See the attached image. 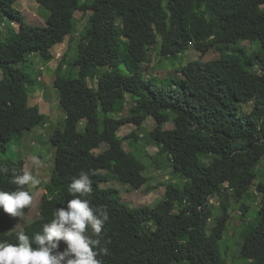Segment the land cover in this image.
Returning <instances> with one entry per match:
<instances>
[{
	"label": "trees",
	"instance_id": "trees-1",
	"mask_svg": "<svg viewBox=\"0 0 264 264\" xmlns=\"http://www.w3.org/2000/svg\"><path fill=\"white\" fill-rule=\"evenodd\" d=\"M17 1L0 0L2 16L19 24V30L9 27L5 40L0 30V152L47 121L30 98L33 78L17 65L32 53L53 59L54 47L74 30L76 11L91 12L71 63L79 67L78 74L64 70L68 52L55 70L66 123L51 135L55 163L50 179L40 182L45 190L40 216L23 227L25 233L31 237L42 231L55 209L66 207L72 198L68 185L83 170L92 180L87 199L109 214L102 239L109 251L99 254L102 264H227L220 241L232 198L241 201L256 184L264 157V0H37L50 10L45 25L31 24ZM258 39L262 50L255 58H247L244 49L229 52L231 44ZM160 42L163 57L178 58L190 47L203 56L216 50L218 56L190 61L177 70L181 78L159 85L141 69L148 68L150 49ZM148 118L155 122L149 140L186 182L168 183L165 197L153 207H131L118 188L102 183L110 173L135 189L145 186L144 163L124 146L125 139L138 135L132 131L122 137L118 130L129 123L141 128ZM167 122L174 126L166 128ZM0 164L10 169L0 174V190H15L11 170L25 169V160L0 158ZM257 192L258 223L241 233L240 256L248 264H264L263 182ZM214 197L224 198L223 213L209 229ZM242 208L245 213L250 207L244 203ZM18 219L0 210V240L16 242Z\"/></svg>",
	"mask_w": 264,
	"mask_h": 264
},
{
	"label": "rangeland",
	"instance_id": "rangeland-1",
	"mask_svg": "<svg viewBox=\"0 0 264 264\" xmlns=\"http://www.w3.org/2000/svg\"><path fill=\"white\" fill-rule=\"evenodd\" d=\"M18 9L23 11L27 20L34 25H45L46 20L50 15V10L44 6L37 4V0H18L15 5ZM91 12L83 14L81 10L76 11V20L74 24V30L72 34L67 38L64 43L57 44L54 49V62L46 61L42 56H39L37 65L29 63L18 64L25 72L29 73L33 78V82L29 85L30 98L32 103H35L37 99V91L40 92V97L43 98L45 105V111L48 112L47 121L32 130H26L19 141L12 142L7 151L0 152V158L9 159L10 161H16L19 158L25 160V170L32 171L37 178L48 181L52 174V168L55 163L56 146L51 141V135L58 128L64 129L66 123V109L60 102L59 91L54 86V80L56 75V67L60 61L65 57V53L68 52V56L63 60L65 72L75 76L79 72V67L71 64L77 57L78 42L80 34L84 31ZM10 26H19L18 22L13 21L8 17H3L0 12V30L1 37L5 40V36ZM74 39L71 41V38ZM70 41L72 44H70ZM160 43L153 46L150 49L151 62H149L148 68L141 69L142 73L147 78H153V80L159 85L164 84L168 86L174 79H179L182 74L177 72L179 67L189 63L190 61L200 60L207 61L216 56L218 52L215 50L205 56L194 47H190L185 50L178 58L163 57L160 54ZM245 50L247 58H255L256 53L262 50L261 41L254 40L253 42L244 40L238 44H231L229 52L239 53V50ZM122 54L125 52V45L121 46ZM61 53V56H58ZM37 63V61H34ZM32 65H34L32 67ZM146 65V64H145ZM42 67V69H40ZM53 67V69H52ZM258 70V67H254ZM124 72H128L127 66L124 63L122 65ZM103 70H108L104 68ZM43 72L44 80H39L38 74ZM44 81V82H43ZM45 83V85H44ZM90 85L96 86V79L89 80ZM127 100H131V96H127ZM50 106H47V105ZM246 110L249 107L245 108ZM114 117H121V112L111 113ZM155 122L152 118H148L144 126L138 128L135 124L129 123L122 126L118 131L120 136H126L132 131H136L138 139L130 137L124 140V146L128 151H133L145 165L144 175L148 178L144 187L135 189L127 184L122 183L114 175L107 173L106 170H100L103 174H108L110 177L107 181L102 183L103 187H116L120 190V195L126 203L133 206L148 205L155 206V204L165 197V191L168 183L174 182L179 185H184L186 179L173 172V165L166 153H159V148L155 143L149 140L148 132L152 129ZM81 124L80 129H83ZM173 122L165 123L166 128L173 127ZM107 146L104 144L102 149ZM1 150V149H0ZM38 157L41 161L40 164H34V158ZM210 157L205 158V162H209ZM258 178L256 184L251 186L248 193L241 199V201L232 198L229 212L231 217L227 224L224 238L220 241V248L223 257L227 264H248V260L240 256V243L241 233L249 226H255L258 223L259 217V202L261 194L257 192V184L264 183V157L261 163L256 168ZM34 194V202L30 210L25 213L24 217L19 218L14 224V230L23 228L31 221L37 219L40 216V205L45 190L40 187V184L31 189ZM223 197H214L211 200V205L214 208V215L210 219L209 229L216 224L217 216L223 213L221 201ZM244 203L250 208L244 213L242 208ZM179 207H177L178 209ZM244 213V214H243ZM185 258V256H184ZM180 264H188L187 261H182Z\"/></svg>",
	"mask_w": 264,
	"mask_h": 264
},
{
	"label": "clouds",
	"instance_id": "clouds-1",
	"mask_svg": "<svg viewBox=\"0 0 264 264\" xmlns=\"http://www.w3.org/2000/svg\"><path fill=\"white\" fill-rule=\"evenodd\" d=\"M33 163L38 165L41 161L36 157ZM9 171L0 164V174ZM40 182L32 171L23 167L18 171L12 169L10 183L16 187L13 191L0 190V210L13 218L24 217V210L34 199L30 189ZM92 190L89 172L81 170L78 176L72 177L67 188L72 198L66 207L55 209L42 231L30 237L20 228L15 232V243L0 240V264H102L99 254L109 251L106 244H102L109 214L106 208L94 207L87 199Z\"/></svg>",
	"mask_w": 264,
	"mask_h": 264
},
{
	"label": "crops",
	"instance_id": "crops-1",
	"mask_svg": "<svg viewBox=\"0 0 264 264\" xmlns=\"http://www.w3.org/2000/svg\"><path fill=\"white\" fill-rule=\"evenodd\" d=\"M37 4L39 5V3L37 2ZM15 5H16V3H15ZM16 28V30H19V26H18V28L17 27H15ZM39 56H41V55H39L38 53H34V54H30V56H29V60H28V62L27 63H29V61L31 60V62H32V64H34V65H37L38 64V61H39ZM34 61H37V63H35ZM49 62H51V63H53L54 62V58L53 59H51V60H49ZM34 65H32V67L34 66ZM40 69H42V67L40 68ZM52 69H53V67H52ZM42 74H43V72H40L39 74H38V78H39V80H44V76H42ZM44 82V81H43ZM44 85H45V83H44ZM40 92H38L37 91V99H35V103H37L38 105H39V107H40V110H41V112L42 113H44L45 115H46V117L48 116L47 114H48V112H51V109L49 110V111H45V109H44V105H45V102H44V100H43V98H41L40 97ZM128 95H130L131 96V94L130 93H128L127 94V96ZM47 106H50L49 104L47 105ZM124 126V125H123ZM122 128V127H121ZM120 128V129H121ZM119 129V130H120ZM118 130V131H119ZM118 134H119V132H118ZM124 137V136H123Z\"/></svg>",
	"mask_w": 264,
	"mask_h": 264
},
{
	"label": "built area",
	"instance_id": "built-area-1",
	"mask_svg": "<svg viewBox=\"0 0 264 264\" xmlns=\"http://www.w3.org/2000/svg\"><path fill=\"white\" fill-rule=\"evenodd\" d=\"M32 54H34V53H32ZM62 54L61 53H58V56H61Z\"/></svg>",
	"mask_w": 264,
	"mask_h": 264
}]
</instances>
